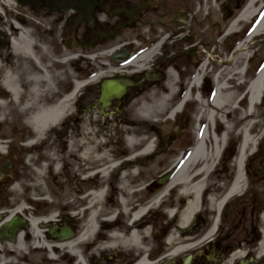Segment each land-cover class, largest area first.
<instances>
[{"label":"flooded vegetation","instance_id":"flooded-vegetation-1","mask_svg":"<svg viewBox=\"0 0 264 264\" xmlns=\"http://www.w3.org/2000/svg\"><path fill=\"white\" fill-rule=\"evenodd\" d=\"M241 1L243 4L247 2L238 0L233 5L241 8V4L239 5ZM168 3L172 4V1L28 0L26 6L33 10L46 8L52 12L59 11L60 14L65 10L77 12L74 17L77 20L73 22V27L79 22L83 24L84 31L81 33L83 42L80 43L82 45L94 46L100 43L106 45L128 30L133 32L136 39H143L142 33L139 32L141 26L149 25V29L151 27L154 29L151 31L152 36L145 40L146 43L139 45L133 43L129 48L125 46L124 36V50L121 54L114 58L113 55L108 57L113 61L111 67L108 65L103 67V70L102 68L93 69L85 76L84 86L80 87L74 95L73 109L60 120L61 128L58 131L45 135L47 133L13 132L10 129L12 132L9 134L0 135V264H55L51 263L50 255L58 256V264L135 263L140 258L138 251L125 256V248L121 250L120 248L71 249L66 244L71 242V239L59 237L52 239L50 233L53 226H56L59 232L62 229L71 228L74 232L73 239L78 240V247L82 243L80 235L85 233L92 211H96L98 219L99 213L104 209L105 205L102 206L101 203L104 197L106 201V199L115 200L116 196L118 202L122 204L121 210L125 217V185L136 183L138 180L135 174L131 179L125 178L128 173L126 169L129 171V168L125 166V160L133 156L134 152V149H129L128 144L125 149V107L140 94L148 81L152 83L162 79L163 76L160 74H163L161 65L164 60L183 56H193L196 66L188 72L184 81L180 79L181 72L178 69L166 68L169 77L172 75V78H169L171 93L168 105L169 117L165 116L163 120L167 122L174 119L177 129H182L183 119L187 122L191 120L193 123L191 132L198 140L207 132L210 124L206 111L224 84L239 92L238 103L247 94L250 82L258 70L248 75L247 62L244 65L241 64L245 66L242 74L230 78L233 73L241 72L242 69L240 66L237 67V64L241 62L237 47L232 46L229 55L221 57L213 52L207 53L206 56H198L199 44H191L181 50L173 48V44L169 45V39L161 33V27L175 28L176 24L179 22L184 24L187 20L178 17L175 7L158 13L165 9ZM258 8L259 14L249 26L251 30L264 14V2L259 4ZM152 16L167 20H154L151 19ZM43 18H46V15L43 14ZM157 26H159V33L156 32ZM73 34V40L75 39V43L78 44L80 40L76 33ZM225 34L224 29L220 30V36L224 37V41H231L230 36L225 40ZM261 36L264 38V31L260 36H255L253 41ZM242 38L244 37H236L235 45L239 44ZM68 42L71 40L69 39ZM112 46L113 44H110L109 49L121 47ZM127 49L132 50L128 52ZM152 49H156V52L151 59L144 62V65L142 61L135 62L141 60L140 57ZM224 67L229 68L228 74L226 71L221 74ZM111 69L116 72L104 75L98 81L95 80L100 74ZM182 70L185 71L187 68L183 67ZM109 77L121 80L124 84L125 81H129L131 84L128 85L126 92L112 97L109 104L103 107L100 101L101 83ZM197 78L199 80L195 82ZM91 84H97V88L89 87ZM85 87H89V94L85 91ZM83 88L85 89L82 90ZM92 93L96 94L91 98ZM191 104L197 106V110L192 117H188L184 112H189L188 107ZM26 116L29 118L30 115ZM214 118L212 123L215 127L217 121ZM212 132L216 133L215 130ZM71 136L74 139H70ZM87 136L90 138L80 139ZM84 140H87L92 148L88 155L83 153L87 147L84 149L79 147ZM94 143H100V145H94ZM145 143L146 141H141L134 155L143 150ZM191 144L193 143L189 140L185 150L191 149ZM155 148L153 147L154 153L158 151ZM184 154L181 153L175 157L174 167ZM145 155L149 156L152 153ZM145 155L143 157H146ZM135 166L139 170L140 165L137 163ZM133 170L137 171L136 168ZM246 173L249 179L247 188L253 189L255 179L264 177V166L253 168L249 165ZM160 179L152 181L149 185L152 188H161ZM52 182L59 187L63 195L62 198L60 197L63 201L56 209L57 214L49 207ZM247 188L225 207L223 217L215 231L210 233L213 223L211 220L193 234L196 238L192 235L194 239L189 243L192 244L191 251L176 256H169L167 250L163 253L158 252V256H156L158 253L152 252L148 254L151 262L153 264H264V252L261 251V249L264 250V199H260V194L256 190L244 196L248 192ZM110 189L112 192H109ZM100 191L101 196L95 199V206L89 207V202L92 200L89 195ZM245 200L248 201L245 202ZM98 203H101V206ZM232 207L236 208V215L228 214ZM115 208L116 210H106L98 221L100 227L107 219L118 217L119 208L116 206ZM52 214L56 215V218L49 222ZM71 216H74L77 222H73ZM190 228L188 230H191ZM34 233H43L44 244L40 243V239L34 240ZM51 241L58 244L54 246L58 248H48ZM87 244H90L88 246L96 245L92 242ZM163 248L171 247L168 245ZM118 251L120 255L115 263L114 252ZM187 257L190 258L186 263Z\"/></svg>","mask_w":264,"mask_h":264},{"label":"rangeland","instance_id":"rangeland-1","mask_svg":"<svg viewBox=\"0 0 264 264\" xmlns=\"http://www.w3.org/2000/svg\"><path fill=\"white\" fill-rule=\"evenodd\" d=\"M168 1H172V4L168 3L166 5V8L160 10L158 13H162L164 12V10L171 9V7H175L178 17H182L183 19L187 20V22L184 24L179 22L178 24H176L175 28L161 27V33H164L165 37H168L170 46L171 44H173V48H175L176 50H181L185 46L191 44H199L198 56H206L207 53L213 52L221 57H226L227 54L229 55V53L232 51V46H235L234 48H236L235 38L240 36L244 37L241 40V44L242 41H244V45H242V47H244V51H241L239 54L241 55V57H243V59L239 57L241 62L237 64V67H242V65L248 62V75L261 67L264 62V38L263 36H261V38L258 37L259 39L246 42L247 39H249L246 36V33L250 32L251 30V28L249 27V22H240L236 26L237 30L224 35L225 40L228 36L232 37V40H229L230 42L224 41V37L220 36V30L222 31L224 29L226 33V31L234 22V19L239 14L242 7L248 2V0H245L247 2L244 4L242 3V1L239 2V5L241 4V8H239V6L235 7V5H233L238 0ZM27 2L28 1L26 0H12L10 6H3V13L1 14L2 20L0 21V29H2L3 31L10 30L8 21L14 19L23 21L22 23L24 24V26L28 30H31L33 35L35 36L37 40V46L41 48V46L45 44L50 48V52L45 57V60L47 61L46 64L49 70L50 68H55V66L60 63V58H62V56H76H74V59L71 62L69 61L66 66L62 65V67L58 65L62 67V70H65L64 74L62 75V78L63 80L65 79V82L59 85L60 83L58 82L57 78L52 81V86H50L51 91L48 93L50 97L54 99L57 96H61L62 94L69 92L75 80L85 79V76L89 74L93 69L99 70L100 68H102L103 70V67H107L108 65L109 67H111L113 61L108 57L109 55H113L112 51L114 50V48L109 49L110 44H113L112 47H115L117 45L118 47L121 46L118 49V52H120V50H124V36L126 48L132 47L131 44L133 43L136 45L144 44L146 43L145 40L149 39V37L152 36L151 31L152 29H154L153 27L149 29V25L141 26L139 32L142 33L143 39H136L133 35V32L128 30L125 32V34L118 36L115 40L110 41L106 45L105 43L96 44L94 46H88L90 44L82 45L80 43L83 42V38L81 36V33L84 31L83 24L79 22L77 26L73 27V22L77 20L74 18L77 15V12L74 13L65 10L63 13L60 14L58 13L59 11L56 12L54 10L52 12L50 10H47L46 8H37L33 10L26 6ZM263 2L264 0H259L257 5H261V3ZM224 8L226 9L224 10ZM43 14L46 15V18H43ZM20 16L22 17L21 19H19ZM151 19L159 20L160 17L152 16ZM165 20L167 19H160V21ZM148 29L149 32H147ZM156 32L159 33V26L156 27ZM73 33H76L78 40H80L78 41V44L75 43V39L73 40ZM11 37H14L13 33H7V39L9 40V44H6L8 45V47H12L11 40L13 38L11 39ZM69 39L71 40V42H68ZM131 50L132 49H127L128 52H130ZM113 52H117V50ZM5 53H7V51L3 54ZM247 56L249 58V61H247ZM194 66L195 64L193 56H183L176 59L164 60V63L162 62L161 65V72L163 74H160L161 76H163L162 79H160L159 81H153L152 83L148 81L147 86H145V88L141 90L140 94H138L133 100H131L128 106L125 107V149L129 146H127V137L129 135H134L135 137L141 140L143 139V141H147L149 138H151L152 143L154 144V148L156 146L155 149H157L158 151L154 153L153 150L151 151L152 155H145L146 157H143L142 161L138 163L140 165L138 166L139 170L136 166L133 168H136L137 171L133 170V168L131 169L135 173L137 172L135 178H137L138 180H136V183L125 185V200H129L128 205H126L128 210L125 212V217L123 216L121 210L122 204L118 202L116 196L115 200L106 199V201L104 197L101 203L102 206H105L101 212L98 211L100 212L98 215V221L106 213V210H116L115 206L119 208L120 214L117 218H115L114 216L112 217V219H107V221H105L104 225H102L101 227L98 223V230L96 231V233H91V235L88 236L90 238L89 240H81L80 238L82 243L79 244V246L76 248H120V250L121 248H125V256H130L132 253L139 251L137 249H132L134 248L132 244L125 245V242L123 244L122 241H114L111 239L108 240V237L114 233V229L123 226L126 227L130 223L131 216L136 209L143 208L144 206L148 205V203H151L152 199L155 198L158 194H162L165 186L159 189L155 187L152 188L149 184L152 181H157L164 175L168 176V179H166L165 181H168L167 183L169 184L175 176L174 170L176 167H174L173 165L175 157L181 155V153L184 154V152L187 151L185 150V148L189 140L190 143H193L190 145L192 147L197 142V138L194 137V133L191 132L193 131V123L191 120L190 122H187V120L183 119L184 125L182 126V129H177L175 125L176 121L174 119L169 120L167 122L163 120L165 119V116L169 117L168 105L167 109H160L159 113H157L156 116L150 117L148 123H144V121H142L144 119L141 117L140 112H142V107L144 106V104H148L150 102L146 101V99L143 98L144 96L146 97L148 95H151L152 90L159 91V97L165 95L166 97L169 96L170 98V77L169 72L166 71V68H173L176 70L178 69L182 73H180V79L184 81V79H186L188 75V72L196 68V66ZM183 67H186L187 70L183 71ZM113 73L114 72L111 69L108 72L100 74L95 80L98 81L101 76H107ZM96 85L91 84L89 87L97 88ZM89 87H85L86 89L83 88L82 90L85 89V91H87V93L89 94ZM44 88L47 89L46 86H44ZM2 92V88L0 87V93ZM95 94L96 93L90 94V97L92 98ZM155 102L158 103V101ZM232 104L234 105L235 103ZM232 104L231 106L233 107ZM196 107L197 106L191 104L188 107L189 112H184V114L188 117H192L193 113L197 110ZM9 109L11 108L7 107L3 109L2 106H0V135L9 134L13 131L14 128H16L17 130L15 132H35L32 127L27 123L28 118L26 115L28 111H26V113L21 114L22 116L20 120H13L12 117H14L17 113L16 110L22 111L20 108V104H15L13 106L14 111H11L12 113H9ZM72 109L73 106L71 110ZM4 112L5 114L2 115ZM231 114L233 118L227 116L225 122L226 125L217 121L215 127L211 126V130L208 135V140L206 142L208 152L211 153H213L212 151L214 148L212 143V138L214 135L212 131L216 130L217 132H221L223 129H226V131L228 130L231 132L229 133L228 139L225 141V144L223 145L219 156L216 158L215 163L212 165V172L206 174L204 177V192L202 194V198L200 199L199 204L200 212L195 214L190 220V222L192 221L194 222V224L192 223L191 225H189V222V224L187 225L188 228H185V230L183 231H181L182 229L177 226L180 220L179 213L177 210L182 205L174 206V203L178 200L179 195L181 194L182 187L178 186L174 189L166 191L165 193H163L164 197L162 203L155 204L154 206L149 208L150 210H147L145 212L144 217L139 221V227L145 228L147 230L146 232L148 237L147 239H145L144 242L141 243V246H145L144 248H147L146 251L148 253H163L164 251L168 250V248L163 247L168 246L167 238L169 235L175 237L174 240L178 239L180 244H188L190 240L194 239L191 238L194 236L193 234L198 232L199 229L205 227L206 224L210 223L211 220L215 218V215L217 213V206L215 201H211V198H214L216 200L219 196L223 195L231 184L233 177L235 176L234 174H236V171L238 169V165L236 162V158L239 153L238 145L239 143H241L243 138L242 128H244L248 122L246 120V122L238 123L237 120L241 115L233 116L234 112H232ZM132 118L141 121V125L135 126L127 123V121ZM252 120H255V126H250V135L256 138V143L254 146L250 145L246 151L244 164L242 165L244 180L242 190H245L249 185L248 174L246 173L248 166L251 165L253 166V168H259V166H264V98L262 99V102H260V104L256 106L255 116L252 117L251 121ZM60 126L61 125H58V127L54 130H48L46 132L47 134L45 135L58 131V129L61 128ZM70 139H74V137L71 136ZM126 172L130 171L126 169ZM255 181L256 182L253 185V189L247 188L248 192L244 196H248L250 191L256 190L260 194V199H264V177L256 178ZM50 191L51 201H49V207L50 209L54 210V213L57 214L56 209L59 203L63 201L61 200L63 195L59 187L53 182ZM109 192H112V190L110 189ZM247 201L248 200H245V202ZM101 203H98L99 206H101ZM170 209H176L175 216L169 215ZM228 214L236 215V208L232 207ZM71 219L73 220V222H77L74 216H71ZM189 228L191 230H188ZM177 235L178 237H176ZM85 242H92V244L96 245L88 246L90 244H87ZM53 248L58 247L53 246ZM261 251L264 252L263 249H261ZM118 255H120L119 251L117 253L114 252V256L116 257V259H114L115 263L117 262ZM158 255L159 253L156 254V256ZM49 257L51 259V263L58 264L57 255H54V257Z\"/></svg>","mask_w":264,"mask_h":264},{"label":"bare ground","instance_id":"bare-ground-1","mask_svg":"<svg viewBox=\"0 0 264 264\" xmlns=\"http://www.w3.org/2000/svg\"><path fill=\"white\" fill-rule=\"evenodd\" d=\"M11 1L12 0H0V21L2 20L1 14L3 13V6H10ZM258 1L259 0H250L249 3L246 4L245 8L242 9L238 14L236 20L228 28L227 33L237 30L236 26L240 22H248L250 20L252 15H254L256 10L258 9L256 8ZM21 18L22 17L20 16L19 19ZM22 22L23 21L21 20L14 19L8 21L10 30H5V32L0 29V87L3 91L2 93H0V106H2L3 109L10 107V113L11 111H14L13 106L15 104H20V108L22 111L16 110L17 113L15 114L13 120H19V118L22 116L21 114L28 111L27 115L30 116L27 123L37 134H42L44 132L46 133L48 130H54L58 127L60 120H62L67 112L71 110L74 95L77 93L79 88L84 85V82L75 80L69 93L65 94L61 98H59V96H57L55 99L50 97L48 92L51 91L50 86H52V81L57 78L58 82L60 83L59 85L65 82V79L63 80L62 78L65 70H62V67L64 65L66 66L69 61L71 62L74 59L75 55L71 57H64L61 55L62 58H60V63H58L55 68H50L49 70L46 64L47 61L45 60V57L50 52V48L45 44L41 46V48L38 47L37 40L32 31L28 30ZM262 31H264V18L258 24V26L255 27V32L253 33V35ZM7 33H13L15 35L13 41L11 42L12 47H8L7 45L9 44ZM238 49L239 53L241 52V50L244 51V47L242 48V45ZM6 51L7 53L3 54ZM155 52L156 49H152L142 55V57H140L141 60H136L135 62L138 63L142 61V65H144V62H147V60L151 59L152 55ZM240 58L243 59L241 55ZM58 65L63 66L60 67ZM228 69L229 68L224 67L221 70V74L224 71H226L228 74L230 72ZM242 73L243 71L241 69V72L233 73L230 78H235L236 76H238V74ZM170 77L172 78V75H170ZM157 78H159V76ZM198 80L199 78H197L195 82H198ZM43 85L46 86L47 89H45ZM224 85L220 88L219 92L213 99L210 108L206 111L209 122L212 123V119L215 117L214 119L216 121H219L222 124L226 125V118L227 116L232 117V112H234L233 116L241 115L237 120L238 123L246 122V120L248 122L247 125L242 128V144L239 148V153L236 158V162L239 168L237 176L225 194L219 196L216 200L214 198H211V201H215L217 211H219V213L224 202L234 195L238 194L243 189L244 180L242 174V165L244 164V159L248 147L250 145L254 146L256 141V138L250 135V126H255L254 120L251 121V117L255 115V108L260 102L261 95L264 93V65L262 72L254 77L250 82L247 94L245 95V97L240 99L239 103L237 102L239 92L231 87H227ZM159 96L160 92L157 90H152L151 95H148L146 97L144 96L143 99H146V101L150 102L148 104H144V106L142 107V112H140L141 117L144 119L142 120L144 121V123H148L150 117L156 116V114L159 113L160 109H167V105H169L168 101L170 100L169 96ZM155 101H158V103ZM232 103L235 104L233 105ZM231 104L233 105V107L231 106ZM4 114L5 112L2 115ZM216 117L218 118L216 119ZM127 122L135 126L141 125V121L135 119H130ZM210 130L211 124L208 125L207 132L197 140L190 154L188 153L186 156H182V158L178 161L177 165H180V169L174 176L173 180L164 187L162 194H158L155 198H153L151 203L148 204V208L143 207L136 209L131 216L130 223L126 227L123 226L114 229V233L108 237V240L111 239L114 241H122L123 244L125 242V245L132 244L134 246V248L132 249L139 250L140 248L135 247H141L144 251H146L147 248H144L145 246L143 245L141 246V243L144 242L148 237L146 232L147 230L145 228L139 227V221L144 217L147 209L151 208L155 204L162 203L164 197L163 193L178 186L182 187V190L178 200L174 203V206L182 205L177 210L180 217L177 226L182 229L181 231L184 230V228L189 224L192 217L200 212L199 204L204 192V177L206 174L212 172V165L215 163L216 158L219 156L221 149L225 144L229 133L231 132L228 130L226 131V129H223L225 131L222 130L221 132H217L215 130L216 133H213L214 136L212 138L214 148L212 151L213 153H211L208 152L206 144L209 135L208 132L210 133ZM13 131H17L16 128H14ZM84 138L88 139L90 137H81L80 139ZM127 141L128 145L131 147L130 149H134V152L137 151L136 148L141 144V139L135 137L134 135H129L127 137ZM76 145L77 144H75V146ZM89 145L90 143L87 140H84L81 146H79L81 149L87 147L86 151L83 152L85 155H88V152H90L92 149ZM94 145H100V143H94ZM151 149L152 142H148L143 150H140L137 155H134L133 152V156L125 160V166H131L129 168L130 172L125 175L126 179H131L132 177H134V173L131 169L135 167V164L140 163L141 157H143L146 153H149ZM99 196H101V191L94 192V195H89V197H92V200H90L89 202V207L91 206V208H93L95 206V199ZM128 203L129 200H125V212L128 210V208L126 207ZM175 211L176 209H170L169 215L175 216ZM91 214L92 215L90 216V220L87 224L85 233L80 235L81 240H89L90 238L88 236L97 230L98 219L96 217V211L93 210ZM55 218L56 215L52 214L48 221L52 222ZM110 219H112V217ZM214 229L215 228L212 227L210 233H212ZM176 237H178V235ZM174 238L175 237H172V235H169L167 238V242L169 245L174 244L170 249V255L182 252L185 249L189 248L190 245H192H180L178 239L174 240ZM35 239H40V243L44 244L45 239L43 233H34V240ZM77 241L78 240L76 238L72 239L71 242L66 243L67 247L71 249L76 248L78 244ZM55 245L58 244L50 242L48 244V248H53V246ZM136 263L152 264L147 260L146 256H142Z\"/></svg>","mask_w":264,"mask_h":264},{"label":"water","instance_id":"water-1","mask_svg":"<svg viewBox=\"0 0 264 264\" xmlns=\"http://www.w3.org/2000/svg\"><path fill=\"white\" fill-rule=\"evenodd\" d=\"M126 90V83L125 85L117 80L108 79L102 82L101 84V94H100V101L102 102L103 107L107 106L110 102L112 97H117L123 94ZM52 233L56 234L55 228L52 229ZM71 233L69 230H65L64 233H60V237H67ZM188 260L186 261V263Z\"/></svg>","mask_w":264,"mask_h":264}]
</instances>
